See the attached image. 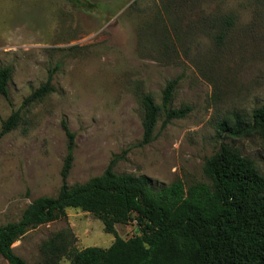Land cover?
Instances as JSON below:
<instances>
[{
  "label": "rangeland",
  "instance_id": "1",
  "mask_svg": "<svg viewBox=\"0 0 264 264\" xmlns=\"http://www.w3.org/2000/svg\"><path fill=\"white\" fill-rule=\"evenodd\" d=\"M82 1L88 10L67 0H0V67L12 69L9 98L0 95V128L50 73L54 86L0 137V225L18 220L34 198L58 192L67 145L62 120L75 133L69 185L100 174L114 156L117 173L145 174L155 185L206 181L204 160L221 143L239 148L264 175V138L219 126L236 115L249 119L264 105V0ZM172 79V106L190 109L164 128L160 118L154 138L140 145L136 94L150 92L160 103ZM66 212V219L28 230L14 252L38 261L41 242L67 226L78 248L113 241L92 213ZM116 229L124 238L139 233L135 220ZM0 264H8L1 255Z\"/></svg>",
  "mask_w": 264,
  "mask_h": 264
},
{
  "label": "trees",
  "instance_id": "2",
  "mask_svg": "<svg viewBox=\"0 0 264 264\" xmlns=\"http://www.w3.org/2000/svg\"><path fill=\"white\" fill-rule=\"evenodd\" d=\"M67 1L88 10L82 0ZM223 35L221 31L215 36L218 42ZM11 74L9 66L0 67V95L5 99L9 98ZM51 81L50 73L24 97L18 109L2 119L0 137L19 124L22 109L54 90ZM176 82L172 79L165 84L160 103L150 92H137L142 110L140 145L154 138L160 118L164 128L189 111V106H172ZM61 125L67 138L61 185L56 195L34 198L18 220L0 225V255L8 264H58L62 257L70 264H264V175L239 148L221 143L204 160L206 181L187 186L180 179L155 185L145 174L117 173L114 165L119 156L100 174L69 185L66 180L73 163L75 133L65 120ZM219 126L230 135L257 133L264 138V105L252 109L249 119L236 115ZM69 207L101 220L103 230L113 234L111 244L78 248L76 236L67 226L41 242L42 259L38 261L28 262L14 252L13 243L28 230L66 219ZM131 220L139 233L124 238L116 225Z\"/></svg>",
  "mask_w": 264,
  "mask_h": 264
},
{
  "label": "crops",
  "instance_id": "3",
  "mask_svg": "<svg viewBox=\"0 0 264 264\" xmlns=\"http://www.w3.org/2000/svg\"><path fill=\"white\" fill-rule=\"evenodd\" d=\"M117 225H121V224H117Z\"/></svg>",
  "mask_w": 264,
  "mask_h": 264
}]
</instances>
